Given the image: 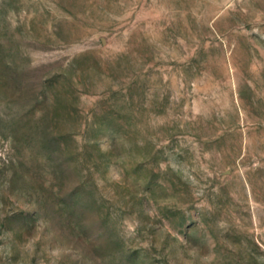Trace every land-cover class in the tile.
<instances>
[{
    "label": "rangeland",
    "instance_id": "rangeland-1",
    "mask_svg": "<svg viewBox=\"0 0 264 264\" xmlns=\"http://www.w3.org/2000/svg\"><path fill=\"white\" fill-rule=\"evenodd\" d=\"M0 264H264V0H0Z\"/></svg>",
    "mask_w": 264,
    "mask_h": 264
}]
</instances>
